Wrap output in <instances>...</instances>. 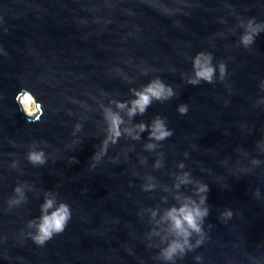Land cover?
<instances>
[{
  "label": "water",
  "instance_id": "water-1",
  "mask_svg": "<svg viewBox=\"0 0 264 264\" xmlns=\"http://www.w3.org/2000/svg\"><path fill=\"white\" fill-rule=\"evenodd\" d=\"M48 200L71 219L39 246ZM0 264H264V0H0Z\"/></svg>",
  "mask_w": 264,
  "mask_h": 264
},
{
  "label": "clouds",
  "instance_id": "clouds-1",
  "mask_svg": "<svg viewBox=\"0 0 264 264\" xmlns=\"http://www.w3.org/2000/svg\"><path fill=\"white\" fill-rule=\"evenodd\" d=\"M251 27V22H250ZM253 34L258 35L259 33L253 30ZM253 34H248L242 37V42L245 46L249 45L253 42ZM203 55V54H201ZM211 58L205 57L204 62H201L200 57H197L196 60V77L197 79L189 81V83L196 84L199 83L200 80H204L208 83L212 82L213 75L215 74V69L210 66ZM226 72V66L220 65V73L223 77ZM173 95L172 90L167 88L162 82L159 80L151 83L144 91L136 93L137 99L132 102V109L130 110V115H135L137 111L141 114L145 112L147 107L151 104L152 99L155 98L157 100H167ZM16 101L21 106L24 111L25 116L29 117V122L36 123L39 120V117H42L44 114L43 104L40 103L36 97L28 90H22L16 95ZM36 101V103H33ZM29 105L31 107H29ZM39 106L40 113L39 117L36 119L32 118V112H34L35 108ZM181 114H186L187 108L186 106H181L179 109ZM141 131L144 130V126H140ZM172 133L166 130L165 125L162 120L159 118L156 119L152 128V136L158 140H162L170 136ZM29 160L32 163L43 164V153H30ZM17 193H20V189H15ZM19 201H15L13 203H18ZM53 207V202L48 200L42 206L43 212L45 213L41 217L40 224L38 226V232L35 236L32 237L33 242L39 246L45 245L48 241L53 239L55 235L62 233L67 227L68 222L71 219V212L68 206L61 204L59 208L51 214L48 213V209ZM171 219L173 220L174 227L178 231L183 230V226L186 223L193 230L199 231V227L196 222V218L198 216L206 215V211L201 213L198 209L193 211L187 207H183L179 210L173 209L169 214ZM187 243V241H185ZM177 250L183 251L182 245L174 242L167 252L165 253L166 258H171Z\"/></svg>",
  "mask_w": 264,
  "mask_h": 264
},
{
  "label": "bare ground",
  "instance_id": "bare-ground-1",
  "mask_svg": "<svg viewBox=\"0 0 264 264\" xmlns=\"http://www.w3.org/2000/svg\"><path fill=\"white\" fill-rule=\"evenodd\" d=\"M33 103H36V101H33ZM29 107H31V106L29 105ZM36 112H37V110L35 109L34 112H32V115L35 114Z\"/></svg>",
  "mask_w": 264,
  "mask_h": 264
},
{
  "label": "rangeland",
  "instance_id": "rangeland-1",
  "mask_svg": "<svg viewBox=\"0 0 264 264\" xmlns=\"http://www.w3.org/2000/svg\"><path fill=\"white\" fill-rule=\"evenodd\" d=\"M35 109H36V110H37V112H38V108L36 107ZM37 112H36V113H37ZM36 113H35V114H33L32 116L36 115Z\"/></svg>",
  "mask_w": 264,
  "mask_h": 264
}]
</instances>
